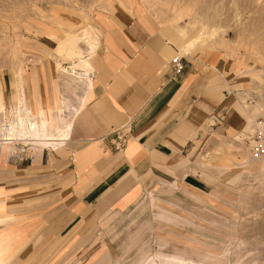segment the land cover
<instances>
[{"label":"rangeland","instance_id":"374dc122","mask_svg":"<svg viewBox=\"0 0 264 264\" xmlns=\"http://www.w3.org/2000/svg\"><path fill=\"white\" fill-rule=\"evenodd\" d=\"M116 5L153 14L180 54L184 46L202 45L232 57L245 125L225 132L218 153L200 158L192 177L153 182L129 212L106 218L100 228L105 243L95 249L22 244L16 230L28 219L5 196L21 219L15 226L16 217L0 203V264H48L51 257L62 258L57 264H87L104 246L108 255L101 264H264V158L251 157L249 140L255 123H264V0H0V155L47 146L46 139L61 142L89 85L87 74L79 78L73 70L85 72L81 65L102 18ZM46 35L55 40L59 97L44 110L28 103L23 67ZM10 75L15 105L4 101Z\"/></svg>","mask_w":264,"mask_h":264},{"label":"crops","instance_id":"0c3cea01","mask_svg":"<svg viewBox=\"0 0 264 264\" xmlns=\"http://www.w3.org/2000/svg\"><path fill=\"white\" fill-rule=\"evenodd\" d=\"M54 42L44 36L23 67L28 103L44 110L59 97ZM184 49L180 54L148 11L116 5L103 16L84 58L85 72L73 70L79 78L87 74L89 85L61 142L46 139L47 146L14 150L7 159L0 155V203L16 217L15 226L21 216L7 207L5 196L29 221L16 230L22 244L97 248L105 243L100 228L106 218L129 212L153 182L192 177L200 158L218 153L225 132L244 127L242 81L233 58L202 45ZM178 54L186 69L174 79L170 63ZM14 79L4 78L9 105L18 103ZM115 131L124 135L122 149L113 144ZM104 247L87 264H101L108 255Z\"/></svg>","mask_w":264,"mask_h":264},{"label":"built area","instance_id":"2783aa9c","mask_svg":"<svg viewBox=\"0 0 264 264\" xmlns=\"http://www.w3.org/2000/svg\"><path fill=\"white\" fill-rule=\"evenodd\" d=\"M185 69L184 57L179 54L174 56L170 63L171 77L174 79L182 77ZM113 134H115L113 144L117 149H122L125 141L124 135H120L119 131H115ZM249 140L251 157L264 158V123L261 120L257 121V126Z\"/></svg>","mask_w":264,"mask_h":264},{"label":"bare ground","instance_id":"6f19581e","mask_svg":"<svg viewBox=\"0 0 264 264\" xmlns=\"http://www.w3.org/2000/svg\"><path fill=\"white\" fill-rule=\"evenodd\" d=\"M83 36V35H82ZM86 35H84L83 37H85ZM84 40V39H83ZM85 41H87L86 39H85ZM89 42V41H88ZM195 42V41H194ZM91 43V42H90ZM192 43V42H191ZM195 44V43H194ZM92 48V47H91ZM82 61H83V59H82ZM86 66V63L85 62H83V64L81 65V67H85ZM255 124H257V122L255 123ZM27 126H28V129L29 130H32V129H34L35 127H34V123H31V122H28L27 123ZM175 259V258H174ZM163 260V259H162ZM168 260V259H167ZM169 260H171V258L169 259ZM173 261V260H172ZM175 261V260H174ZM179 261V260H178ZM177 261V262H178ZM161 262V261H160ZM171 262V261H170ZM170 262L168 261V263L170 264ZM181 264H183V263H181Z\"/></svg>","mask_w":264,"mask_h":264}]
</instances>
